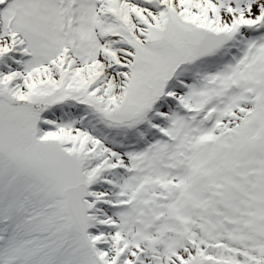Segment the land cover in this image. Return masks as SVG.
I'll list each match as a JSON object with an SVG mask.
<instances>
[{
    "label": "snow or ice",
    "instance_id": "1",
    "mask_svg": "<svg viewBox=\"0 0 264 264\" xmlns=\"http://www.w3.org/2000/svg\"><path fill=\"white\" fill-rule=\"evenodd\" d=\"M0 264H264V0H0Z\"/></svg>",
    "mask_w": 264,
    "mask_h": 264
}]
</instances>
